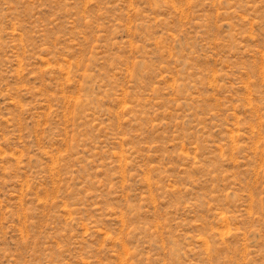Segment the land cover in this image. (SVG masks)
<instances>
[{
	"label": "rangeland",
	"instance_id": "374dc122",
	"mask_svg": "<svg viewBox=\"0 0 264 264\" xmlns=\"http://www.w3.org/2000/svg\"><path fill=\"white\" fill-rule=\"evenodd\" d=\"M0 264H264V0H0Z\"/></svg>",
	"mask_w": 264,
	"mask_h": 264
}]
</instances>
